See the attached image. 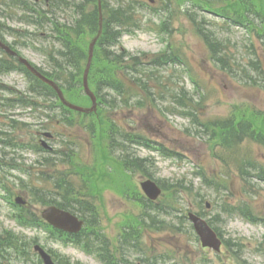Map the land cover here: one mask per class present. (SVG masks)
<instances>
[{"label": "rangeland", "instance_id": "374dc122", "mask_svg": "<svg viewBox=\"0 0 264 264\" xmlns=\"http://www.w3.org/2000/svg\"><path fill=\"white\" fill-rule=\"evenodd\" d=\"M125 1L135 2L136 17L142 22L135 33L122 37L121 45L142 57L144 54L165 52L168 47L170 53L178 55L185 66L160 68L157 74L165 78L173 72L172 84L178 91L186 90L195 102L201 99V104L195 106L197 109L194 111L200 121L207 123L218 118H231L239 110L247 115H250L249 111L264 114L263 33L257 28L230 24L222 16L212 13L226 2ZM208 1L210 6L205 4ZM261 1L264 4V0ZM6 2L0 0V14L4 16L2 20L8 19L10 26L22 32L25 29L34 32L27 39L20 36L21 40H26V45H19L22 56L50 71L53 66L49 60L51 57L53 63L55 56L62 62V73L79 71L72 59L66 61L71 58L69 52L62 51L68 48L67 38L56 40L49 29L42 30L36 25L12 19L10 16L17 18V14H14L17 9ZM109 5L117 6L118 2L109 0ZM74 13L72 8L61 10L59 20L72 23ZM191 15L199 22L204 20L207 30L213 31L226 45L224 57L233 64L232 71L227 65L228 70L214 61ZM169 16L170 33L162 27ZM89 36L88 32L87 39ZM6 38L9 41L15 39L10 35ZM75 49L80 52L81 46L77 45ZM77 54L73 58L78 60ZM83 64L81 62V66ZM0 82L27 92V81L19 72L0 75ZM4 98L15 100L16 97L10 90L0 87V136L8 140L0 144V165L3 166L0 169V241L7 238L8 232L19 236L26 242L22 244L23 248L30 253L27 264H43L34 251L36 242L54 252L66 264H105L96 252L97 245L88 251L80 245L59 240L48 227H26L27 221L24 219L23 224L18 219L20 209L13 204L17 196L28 201L23 216L28 210L40 215L43 206L36 196L38 190L42 189L41 195L45 194L46 188L54 189L55 181L65 174H68V180L74 183L76 189L85 186L81 176L88 179L87 185L96 198L86 193L87 197L99 211V229L110 239L113 251L123 241L131 240L123 236L128 223L142 230L141 251L132 247L129 249L130 264H264V181L255 176L257 170L264 169V145L261 143L246 139L234 151L227 150L205 136L202 127L183 114L186 109L178 104H175L178 106L175 111L164 113V107L169 102L162 100L161 105L156 107L157 112L145 107L131 124L136 133L153 140L151 144L154 147L162 144L176 154L169 157L155 149L138 148L139 155L149 159L145 165V170L151 175L148 177L144 173L134 172V168L127 169L123 154L115 151L107 159L110 165L107 171L110 173L95 174L105 158L101 152L104 148L108 149L109 140L105 136L97 133V138L92 140L90 133L82 126L62 124L59 122L61 116L45 108L11 106L13 102ZM38 102L41 105L51 103L41 99ZM81 102L87 104L86 100ZM46 114H51V117H45ZM68 116L74 121L88 120L77 113H69ZM41 123L49 128L44 129ZM121 127L126 130L130 124L122 122ZM48 130L55 136L49 140L54 149L50 152L35 150L42 138L40 132ZM63 131L68 137L63 136ZM244 168L248 173L242 174ZM147 178L158 180L164 186V194L157 204L177 209V212L173 211V216H159L158 227L148 225L151 220L148 214L147 223L142 225L143 204L133 199V191H137L139 196L143 194L140 183ZM207 202L211 204L209 208ZM247 208L251 215L261 218L260 222H252L245 216L243 211ZM191 210L203 214L207 219H214L215 226L226 240L221 253L203 248L191 223L180 218ZM3 243L6 244V241L3 240ZM11 254L13 251L9 245H2L0 264H21Z\"/></svg>", "mask_w": 264, "mask_h": 264}, {"label": "trees", "instance_id": "16d2710c", "mask_svg": "<svg viewBox=\"0 0 264 264\" xmlns=\"http://www.w3.org/2000/svg\"><path fill=\"white\" fill-rule=\"evenodd\" d=\"M108 0L107 4L105 3L104 7L109 9L108 6ZM16 3L22 4L23 7H25L27 12H24L22 14L21 19L27 20L28 22L35 23L41 27L44 26L46 23V20L43 18V15L38 13V10L35 8L29 9L26 6V2L24 0H16ZM245 7V15H246V24H251L253 22V18H251L253 15H259L258 10V4L254 2L253 0H244L243 3ZM77 12L79 10L80 17L77 18V22L75 25V28H71L73 33H76L77 38L79 40L72 41L70 38L68 39V48L66 50L62 49V51L69 52L70 59L73 61H77V68L82 70L81 66V56H85V51L87 50V33L90 32V34L95 33L98 29L99 24V14L97 9V0H84L82 3H75ZM105 18H104V32L99 40L97 50H96V59L100 61V77L97 79V71L95 68V65H93V69L91 71V81L94 85H97L98 91L100 90V86L103 89L104 86L107 85H114L117 83L123 82L117 77L118 71L121 68L129 67V66H118L115 67L117 63L127 62L124 53H117L115 50H113V47L117 45L120 36L123 33L122 29H118L116 24L118 25H125L127 21L131 18V14L124 5H120L119 8L113 9L110 8V10H105ZM75 31V32H74ZM71 32L68 31L65 37H70ZM79 45L81 46V51L78 52L75 47ZM62 53V52H60ZM79 53L81 56L78 57V60L76 58H73L75 56H78ZM135 58V57H134ZM53 60L56 63L57 68L54 69L53 74L51 77H55L57 80H59L61 86L63 87V82L60 80H63V75L60 70H62V62H59L54 56ZM136 65L133 64L132 67ZM24 71L26 69L22 67ZM27 72V71H26ZM28 73V72H27ZM30 74V73H29ZM33 78L36 87L34 91H37V93L40 95V93H49L52 96H55V92L53 89L46 85L44 82L36 78L35 76L31 75ZM71 80L74 79L73 84L76 85V83L79 80V83L81 81V78L79 79V76L77 78L74 77V74H71ZM140 83L141 80H140ZM117 98L113 97H106L101 99V103L112 105L115 103ZM253 117H255V114H252ZM254 120L253 119H243L239 118L238 114H235L233 117L229 119H217L214 120L210 125H213L215 128V137L219 138L220 144L223 147L227 148H233L237 144L243 141L245 138H252L259 142H264V135L259 134L257 135V132L254 128ZM262 123L264 124V118L262 119Z\"/></svg>", "mask_w": 264, "mask_h": 264}, {"label": "water", "instance_id": "95a60500", "mask_svg": "<svg viewBox=\"0 0 264 264\" xmlns=\"http://www.w3.org/2000/svg\"><path fill=\"white\" fill-rule=\"evenodd\" d=\"M101 33V30L99 32V35ZM98 35V36H99ZM98 36L93 40V42L91 43V47H90V52H91V56H92V51H93V47L94 44L98 38ZM22 61H24L27 66L34 72L36 73L39 77H41L43 80L47 81L48 83L52 84L57 91L59 92L60 97L64 100L63 97V93L60 90V88L55 85L52 81H50L49 79L45 78L44 76H42L34 67H32L25 59H21ZM91 60V57H90ZM90 65V61L89 64L87 66L86 69V74H85V87L87 89V92L93 97V100L95 102V97L93 96V94L90 92L89 88H88V83H87V74H88V68ZM69 104V103H68ZM71 107H74L76 109H79V107L69 104ZM145 189L150 193V196L153 198H156L157 195L159 194V189H156L155 185L151 182H146L144 184ZM43 215L50 221L52 222L54 225L64 228V229H68V230H72V231H77L81 228V223H79L77 225L76 219L71 216L70 213L63 211L57 207H50L48 209H46L43 212ZM191 219L193 220L194 224H195V228L198 231V233L200 234V236L202 237V240L204 242V245H210L215 247L216 249H219L220 247V240L217 238V235L215 234V232L207 225V223L202 220L201 218L197 217L194 214H190ZM37 249L40 250L45 263L46 264H54L51 257L49 255H47L43 249H41L40 247H36Z\"/></svg>", "mask_w": 264, "mask_h": 264}]
</instances>
